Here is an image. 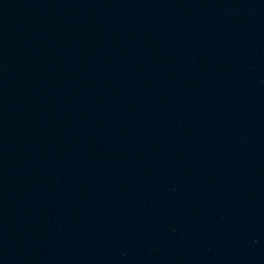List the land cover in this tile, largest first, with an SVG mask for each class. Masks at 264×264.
Instances as JSON below:
<instances>
[{
    "label": "water",
    "instance_id": "1",
    "mask_svg": "<svg viewBox=\"0 0 264 264\" xmlns=\"http://www.w3.org/2000/svg\"><path fill=\"white\" fill-rule=\"evenodd\" d=\"M0 264H264V0H0Z\"/></svg>",
    "mask_w": 264,
    "mask_h": 264
}]
</instances>
